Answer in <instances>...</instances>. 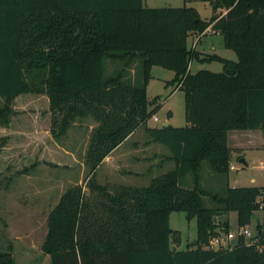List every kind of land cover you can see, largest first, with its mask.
Instances as JSON below:
<instances>
[{"label":"trees","instance_id":"16d2710c","mask_svg":"<svg viewBox=\"0 0 264 264\" xmlns=\"http://www.w3.org/2000/svg\"><path fill=\"white\" fill-rule=\"evenodd\" d=\"M215 12L207 20L192 6H145L143 0H0V126L10 127L21 110L18 98L44 95L49 132L64 137L77 120L96 121L87 149L89 168L82 183L70 185L47 216L41 245L51 264H264V224L251 237L238 235L227 246L211 238L228 233L237 212L239 228L264 208L263 186H227L215 192L202 183L204 161L228 174L231 129L264 125V0H208ZM224 37L237 60L217 53L201 56L188 38L209 25ZM196 57L219 60L222 71H192ZM128 67L141 60L142 83L105 74L106 59ZM154 65L175 72L172 83L184 91V126H148L152 139L171 151L175 166L146 185L101 184L96 171L104 158L135 129L146 124L159 104L147 85ZM9 135H0V147ZM30 166L17 171L26 173ZM188 173L193 185L180 182ZM204 196L214 200L205 204ZM197 219L196 242L178 248L181 232L170 214ZM0 264H16L12 244L0 250Z\"/></svg>","mask_w":264,"mask_h":264},{"label":"rangeland","instance_id":"374dc122","mask_svg":"<svg viewBox=\"0 0 264 264\" xmlns=\"http://www.w3.org/2000/svg\"><path fill=\"white\" fill-rule=\"evenodd\" d=\"M143 3L149 7L192 6L205 20L209 19L212 14L220 15L226 11L225 7H218L213 12V7L208 0H143ZM208 30H205L199 37L198 34L190 36L188 38L189 47H194L201 52V56L218 53L227 58L237 59L235 51L225 46L223 35L216 32L212 26ZM194 43L195 46H193ZM214 46L216 49H213ZM190 68L192 71L200 68L222 71L223 63L219 60L209 61L194 57ZM120 71L125 79L131 78L134 83L143 81L141 60H137L127 67L124 61L106 59V75ZM174 76L175 72L172 69L160 65L152 67L147 92L150 99L157 97L156 103L151 108L158 104L159 107L157 112L140 128L138 138L141 142L153 141L151 134L147 131L148 126H160L169 118L174 126L187 124L184 91L177 86V82H171ZM23 95L31 97L29 101L25 97L18 98L16 107L22 111L15 116L18 120L17 123H14L17 129L22 132L18 133L19 131H17L12 134L9 146L0 147V250H4L9 244H12L16 264H51V257L41 249L45 235V222L47 223V216L51 208L70 185L82 183L88 190L86 175L89 168L85 163L84 156L91 132L97 123L91 117L77 120L64 137L55 138L48 130L50 120L47 116L46 97L44 95L32 96L31 93ZM4 100V96H0V105ZM155 117L158 119L155 120ZM236 131L240 132L232 130L231 135ZM23 140L29 142L28 147H15L16 145H26ZM134 140V138L131 139V141ZM242 141L244 143V140L228 141V145L231 147V165L235 166L230 168L228 174L216 172L207 161H204L200 172L205 187L215 192L224 193L228 185H255L251 181L253 176L257 178V184H264L263 162L259 155L252 154L250 149L237 148ZM129 142L126 141L122 146V148H126L125 153L121 155V157L125 156L124 159H130L133 155L138 156V153H134L131 145H128ZM164 148L167 152L169 151L167 146ZM151 152L147 154L149 155ZM139 154L143 156V153ZM241 158L247 159L250 165L247 166L241 161ZM33 162H37V165L30 167L28 172L17 173ZM121 162L114 172L111 171L108 163L102 164L97 169V179L103 183L109 180L111 185L117 174L123 176L126 168L139 169L141 167L138 163L133 164L134 160ZM161 163L162 166L156 173L157 175L175 166L173 161L169 162L164 157ZM130 179L140 185L149 183V181H143L145 178L132 176ZM193 180L192 173L180 178L181 183L190 186L193 185ZM204 199L207 206L215 205L211 197L204 196ZM216 218L220 223L228 219L229 229L237 233L239 226L236 211H229ZM33 220L36 221L35 227H32ZM259 224H264V209L255 210L252 214L251 222L248 225L252 236L256 234ZM170 226L181 232V247H185L187 242L197 236L196 217L188 218L184 211L171 212ZM234 239L235 237L231 239L230 243Z\"/></svg>","mask_w":264,"mask_h":264},{"label":"crops","instance_id":"0c3cea01","mask_svg":"<svg viewBox=\"0 0 264 264\" xmlns=\"http://www.w3.org/2000/svg\"><path fill=\"white\" fill-rule=\"evenodd\" d=\"M210 26H212V25L210 24L209 27ZM209 27H207L206 31L209 29ZM216 32L220 33L219 31H216ZM200 35L201 34H198V37ZM213 49H216V46H214ZM220 56H222V55H220ZM225 58H227V57H225ZM228 59H233V58L229 57ZM237 59H238V56H237ZM237 59H235V60H237ZM147 87H148V85H147ZM170 113H171V111L169 112V114ZM17 120L18 119L15 117L13 122H12V124L10 125V127H1L0 126V135H9L8 141L3 147L9 146L10 138H11L12 134L16 133L17 131H19L18 133H20L21 130L17 129V127L14 124V123H17L16 122ZM166 122H168V124H171L170 118L167 119L166 121H164L162 125H164ZM142 126H140L137 129H135L122 143H120L114 150H112V152L109 155H107L104 158V160L100 163V165L98 166V168H99L102 164L108 163L110 165L111 171L114 172V171L117 170V167L120 164V161H122L121 163H124L125 160L126 161H133L134 160L133 164L138 163V164L141 165L142 168L140 167L139 169L126 168L125 171L123 172L124 173L123 176L117 174L115 176V181L113 182V184L119 183V184H128V185H130V184L131 185H140V183H135V182L131 181L130 178L132 176H135V177H138V178H145V179H143L144 182H148V181L150 182V180L153 177L157 176L156 173L158 172V170H160V168L162 166L161 161H162L163 157H164V159H167V161H169V162L173 161L174 164H175V160L171 156V151L169 150L167 152L166 149L164 148V146H166V145H164L163 143H160L158 141H155V140H153L151 142H148V140H145L144 142H141L139 140L138 135L140 133L139 131H140V128ZM232 130H239L240 132L236 131L234 134L231 135V131ZM133 138L135 140L131 141V139H133ZM26 140H23V141H25L26 145H22V146H17L16 145L15 147H25V146L28 147L29 142H26ZM230 140H233V141L244 140V143L242 141L241 145L237 146V148L242 149V148L246 147L247 149L251 150L252 154L259 155L260 160L263 162L262 166H263V169H264V127L263 128H255V129H231V130H229L228 135H227V143ZM126 141L127 142L130 141L128 143V145H131V147L133 148L134 153H138V156L137 155H133L132 157H130V159H128V158L124 159V157H125L124 155H123V157H121V155L123 153H125V151H126L125 147L122 148V146L124 145V143H126ZM228 146L230 147V145H228ZM155 148H157V149H155ZM148 152H151V154H149L150 156L147 154ZM139 153H143V156H141ZM245 156H247V155H245ZM245 164L247 166L250 165L248 163L247 159H246V163ZM231 167H235V166L232 164ZM128 176H131V177H128ZM96 178H97V171H96ZM108 181L103 183V182H100L98 180V182L101 183V184H109L110 185V183ZM251 181L254 182L256 186H263L264 185V184H259V183L257 184L256 183L257 182V178L255 176H253L251 178ZM111 185H112V183H111ZM85 191L89 192L86 189H85ZM261 209H264V208H261ZM35 225H36V221L33 220L32 221V227H35ZM47 231H48V227H47V223L45 222L44 239H45V236L47 234ZM196 238H197V236L190 242H194L195 243L196 242ZM44 239H43V241H44ZM190 242H187V244H189ZM172 246H176L178 248H181V246H182V238H181V242L180 243H172Z\"/></svg>","mask_w":264,"mask_h":264},{"label":"built area","instance_id":"2783aa9c","mask_svg":"<svg viewBox=\"0 0 264 264\" xmlns=\"http://www.w3.org/2000/svg\"><path fill=\"white\" fill-rule=\"evenodd\" d=\"M226 12V11H225ZM195 46V43L194 45ZM158 118L155 117V120ZM238 235H244L246 237H251L252 233L248 226L238 228L237 233L233 231H229L228 233H222L220 235L214 236L211 238V246L220 247V246H227L230 245L231 239L237 237Z\"/></svg>","mask_w":264,"mask_h":264},{"label":"water","instance_id":"95a60500","mask_svg":"<svg viewBox=\"0 0 264 264\" xmlns=\"http://www.w3.org/2000/svg\"><path fill=\"white\" fill-rule=\"evenodd\" d=\"M164 125H168V122H166ZM263 127H264V125H263ZM241 161L246 163V159L245 158H241Z\"/></svg>","mask_w":264,"mask_h":264}]
</instances>
